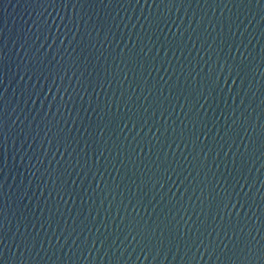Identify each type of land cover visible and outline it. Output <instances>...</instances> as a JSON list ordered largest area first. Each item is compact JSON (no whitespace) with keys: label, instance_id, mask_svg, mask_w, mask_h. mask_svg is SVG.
<instances>
[{"label":"water","instance_id":"water-1","mask_svg":"<svg viewBox=\"0 0 264 264\" xmlns=\"http://www.w3.org/2000/svg\"><path fill=\"white\" fill-rule=\"evenodd\" d=\"M0 264H264V0H0Z\"/></svg>","mask_w":264,"mask_h":264}]
</instances>
